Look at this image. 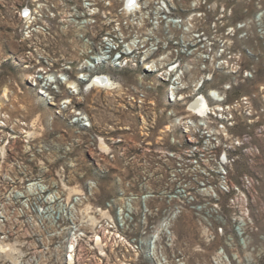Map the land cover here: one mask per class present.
<instances>
[{
	"label": "rangeland",
	"instance_id": "1",
	"mask_svg": "<svg viewBox=\"0 0 264 264\" xmlns=\"http://www.w3.org/2000/svg\"><path fill=\"white\" fill-rule=\"evenodd\" d=\"M18 263L264 264V0H0Z\"/></svg>",
	"mask_w": 264,
	"mask_h": 264
},
{
	"label": "bare ground",
	"instance_id": "2",
	"mask_svg": "<svg viewBox=\"0 0 264 264\" xmlns=\"http://www.w3.org/2000/svg\"><path fill=\"white\" fill-rule=\"evenodd\" d=\"M136 0H128V4L130 5V4H133L134 2H135ZM129 11L127 10V12L126 13H128ZM131 14V13H130ZM74 15H77L78 16V14L77 13H75ZM88 25V24H87ZM86 24H84V25H81L80 26V28H83V32H85L84 34H86L87 35V30L85 29V26H87ZM93 36H95V37H97L98 35L96 34H94ZM133 47H135L134 45H133ZM134 51H136V49L134 50ZM133 51V52H134ZM112 55V54H111ZM112 57V56H111ZM94 82L95 83H97L98 84V86L99 87H101V88H112L113 86H115V82H114V80L112 79V78H110V80L108 79V78H106V77H101V76H98L97 78H95L94 79ZM71 83V85H73V86H75V84H76V82H73V81H71L70 82ZM94 86V85H93ZM221 94H222V92H220ZM210 99V98H209ZM208 104H207V100L205 99V98H202V97H200V98H197L195 101H193V102H191V104L189 105V108L190 109H192V110H190L189 112L191 113V115H196L195 114V111H197V112H199L200 114H204V112H207V110H208ZM170 223V222H169ZM171 224V223H170ZM97 242H99V239H98V241ZM100 243V242H99ZM1 252L4 254V255H6V257L7 256H9L10 258H12L13 260H14V262L16 263V262H18V261H16V257L15 256H13L11 253H9V251H7V248H5V246H2V250H1ZM19 264V263H18Z\"/></svg>",
	"mask_w": 264,
	"mask_h": 264
},
{
	"label": "built area",
	"instance_id": "3",
	"mask_svg": "<svg viewBox=\"0 0 264 264\" xmlns=\"http://www.w3.org/2000/svg\"><path fill=\"white\" fill-rule=\"evenodd\" d=\"M120 234V233H119ZM121 235V234H120Z\"/></svg>",
	"mask_w": 264,
	"mask_h": 264
}]
</instances>
